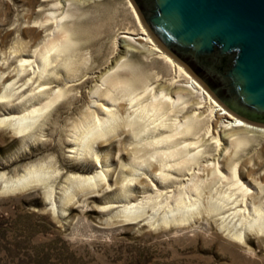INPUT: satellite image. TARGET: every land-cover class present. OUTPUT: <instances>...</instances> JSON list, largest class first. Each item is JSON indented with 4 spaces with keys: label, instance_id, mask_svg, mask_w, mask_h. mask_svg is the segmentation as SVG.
<instances>
[{
    "label": "rangeland",
    "instance_id": "rangeland-1",
    "mask_svg": "<svg viewBox=\"0 0 264 264\" xmlns=\"http://www.w3.org/2000/svg\"><path fill=\"white\" fill-rule=\"evenodd\" d=\"M58 1L0 0V72L4 66L6 71L15 67L17 52L42 46L54 28L52 21L45 27L42 24L51 10L61 12ZM63 22L74 45L62 53V57L69 56L71 69L58 68L57 79L62 88L73 81L78 83L48 111L44 124L37 123L27 136L17 137L8 127L0 126V264H264V237L252 234L246 243L238 242L222 228L219 216H195L180 224L165 225L160 223L166 208L152 204L153 209H147L145 215H154L152 224L143 216L125 219L122 204L139 201L160 186V180L145 168L134 176L137 180L130 181V161L122 152L132 142L130 136L95 147L102 168L96 167L94 156L69 152L73 125L91 112L100 113L103 95L93 94V89L100 85L97 75L120 55L115 39L123 31L138 34L140 26L128 0H76ZM129 58L143 72L157 70L163 79L175 75L159 58H143L138 53ZM12 80L0 84V94ZM12 111L17 112L0 106V116ZM215 151L213 143L209 152L213 155ZM240 154L246 161L245 171L254 168V176L261 179L264 139ZM45 163L51 166L53 200L42 186L16 192L3 188L9 178ZM86 167L92 172L108 168L107 183L101 191L84 190L77 201L65 204L67 177L81 178ZM163 184L169 185L166 181Z\"/></svg>",
    "mask_w": 264,
    "mask_h": 264
},
{
    "label": "bare ground",
    "instance_id": "bare-ground-1",
    "mask_svg": "<svg viewBox=\"0 0 264 264\" xmlns=\"http://www.w3.org/2000/svg\"><path fill=\"white\" fill-rule=\"evenodd\" d=\"M75 1L56 2L62 10H51L44 19L42 26L52 21L54 28L46 34L43 44L40 42L42 46L31 52H17V64L11 71L1 68L0 84L13 80L0 94V106L17 112L1 114L0 126L8 127L17 137L27 136L40 121L43 125L48 111L66 96L70 86L78 83L73 81L62 88L56 73L61 66L71 69L67 64L69 56L62 57V53L74 42L63 20ZM128 4L140 32L123 31L115 39L120 55L97 75L100 85L93 89V94L103 95L100 113L91 112L73 125L69 152L94 156L96 167L102 168L95 147L128 135L133 140L123 146L122 152L130 161V181L137 180L134 176L145 168L160 180V186L139 201L122 204L120 211L125 219L143 216L152 224L154 215L145 216L146 210L157 204L166 208L160 224H180L195 216H219L222 228L238 242L246 243L252 234L264 237V175L261 179L254 176V168L245 171L246 161L240 154L264 139V126L245 121L224 107L142 25L131 0ZM134 53L163 60L175 75L163 79L157 70L143 72L129 58ZM213 143L216 151L212 155L209 149ZM50 168L47 163L30 167L6 180L3 188L16 192L42 186L53 200L55 187ZM83 169L87 172L81 178L67 177L69 193L65 204L77 201L84 190L101 191L107 183L108 168L94 172L88 167ZM164 181L169 185L165 186ZM53 206L56 207L54 203Z\"/></svg>",
    "mask_w": 264,
    "mask_h": 264
},
{
    "label": "water",
    "instance_id": "water-1",
    "mask_svg": "<svg viewBox=\"0 0 264 264\" xmlns=\"http://www.w3.org/2000/svg\"><path fill=\"white\" fill-rule=\"evenodd\" d=\"M171 55L241 119L264 126V0H131Z\"/></svg>",
    "mask_w": 264,
    "mask_h": 264
}]
</instances>
